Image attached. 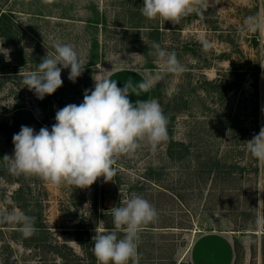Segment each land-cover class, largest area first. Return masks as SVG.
<instances>
[{"label":"rangeland","instance_id":"1","mask_svg":"<svg viewBox=\"0 0 264 264\" xmlns=\"http://www.w3.org/2000/svg\"><path fill=\"white\" fill-rule=\"evenodd\" d=\"M204 2L169 22L143 16V0H0V44L11 49L10 62L0 54V264H98V221L113 230L111 208L134 195L157 211L139 233V264H222L228 242L211 232L228 229L246 244H236L233 264H263L264 161L246 142L264 127V0ZM154 42L175 52L183 73L163 72ZM56 43L71 44L84 71L73 83L63 69L62 86L40 100L23 77ZM103 78L130 84L133 103L158 102L167 140L118 155L115 174L89 188L10 172L3 157L14 155L21 126L50 131L56 111L82 103ZM12 214L32 217L35 231L4 219Z\"/></svg>","mask_w":264,"mask_h":264},{"label":"clouds","instance_id":"2","mask_svg":"<svg viewBox=\"0 0 264 264\" xmlns=\"http://www.w3.org/2000/svg\"><path fill=\"white\" fill-rule=\"evenodd\" d=\"M194 2L207 7L204 0H143L141 13L148 19L178 22L193 10ZM253 20L249 17L246 22ZM151 48L164 73H183L184 66L175 52L168 53L155 42ZM10 52L11 49L0 44L5 62H10ZM63 69H70L68 79L75 83L84 66L71 44L56 43L54 52H47L37 69L23 77V84L43 100L62 86ZM130 87V84L118 87L117 81L109 78L95 80L94 88L85 90L82 103L68 104L56 111V123L50 131L48 127H41L36 132L22 125L12 137L14 155L3 157L9 162L10 172L38 176L57 186L67 183L76 188H89L99 177L108 181L115 174L118 155H133L143 143L154 151L168 138V119L155 100L133 103L129 99ZM149 87L147 78L138 85L141 90ZM132 91L137 90L132 88ZM246 143L250 153L264 161V127ZM111 215L113 230L104 229L100 220L92 237V251L98 264H139V233L143 225L156 219V209L142 196L134 195L122 206L112 207ZM4 219L19 222L20 230L26 235L35 231L33 218L27 215L12 214ZM257 223L264 224V217L258 218Z\"/></svg>","mask_w":264,"mask_h":264},{"label":"crops","instance_id":"3","mask_svg":"<svg viewBox=\"0 0 264 264\" xmlns=\"http://www.w3.org/2000/svg\"><path fill=\"white\" fill-rule=\"evenodd\" d=\"M212 234H219L220 236H222L226 242H228L227 247L224 251V255H219L221 256L224 260H222V264L227 263V264H233V262L236 259V244H240V245H244V242L240 241V237H238L237 233L232 230V229H228V230H224L221 232H216L215 230L213 232H211ZM198 233H196L197 235ZM246 244L244 245L245 248ZM192 261H193V257H192ZM194 263V262H193Z\"/></svg>","mask_w":264,"mask_h":264},{"label":"trees","instance_id":"4","mask_svg":"<svg viewBox=\"0 0 264 264\" xmlns=\"http://www.w3.org/2000/svg\"><path fill=\"white\" fill-rule=\"evenodd\" d=\"M4 20L5 19V13H1L0 14V21L1 20ZM95 28H98L100 25H102V26H105V24H100V23H97V22H90ZM126 29H131V30H133V31H141V30H147V31H149V32H152V34L151 35H154V33H156V32H159V28L157 27H153V26H151V27H125ZM168 29H175V28H168ZM239 78V81H241V80H243V77L242 76H239L238 77ZM97 189V187L95 188V190ZM263 250H264V239H263ZM263 264H264V257H263Z\"/></svg>","mask_w":264,"mask_h":264}]
</instances>
